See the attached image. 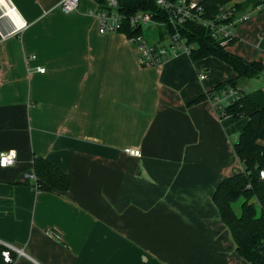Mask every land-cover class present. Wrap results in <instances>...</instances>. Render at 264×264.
<instances>
[{"label": "crops", "instance_id": "crops-1", "mask_svg": "<svg viewBox=\"0 0 264 264\" xmlns=\"http://www.w3.org/2000/svg\"><path fill=\"white\" fill-rule=\"evenodd\" d=\"M61 1L0 0V157L17 153L0 167V244L24 252L14 264H248L213 202L244 169L248 119L238 130L210 97L194 103L234 70L187 53L143 66L124 33H99L95 0L69 14ZM248 12L227 49L264 66V7ZM35 157L69 190H36Z\"/></svg>", "mask_w": 264, "mask_h": 264}, {"label": "trees", "instance_id": "trees-1", "mask_svg": "<svg viewBox=\"0 0 264 264\" xmlns=\"http://www.w3.org/2000/svg\"><path fill=\"white\" fill-rule=\"evenodd\" d=\"M121 5V10L127 14L145 10L150 12L155 20L166 19L155 0H124ZM200 6L203 9L202 17L207 21H215L222 8H232L233 15L225 21L228 24L232 23L239 13L264 7V0H202ZM166 29L173 32L171 26ZM177 30L191 46L189 55L193 62L214 57L229 65L236 74L233 79L217 85L212 92L199 97L194 103L229 88H234L240 93L239 100L226 107L220 116L233 117L235 120L248 119L233 145L244 169L220 183L213 195V202L219 210L221 220L231 232L237 253L248 264H264V180L260 177V172L264 170V92L257 90L247 94L239 87L241 80L259 78L264 66L259 61H248L228 51L227 47L235 41L234 36L222 44L223 40L214 37L211 28L194 20L184 22ZM127 31L131 35L142 32L129 29ZM160 36L163 39L162 31ZM33 167L39 191L64 193L69 190V175L47 159L35 157ZM240 199H243V202L240 212L237 213L234 204ZM8 250L7 246L0 244V264H9L5 262L3 255ZM11 256L13 259L17 258L13 251Z\"/></svg>", "mask_w": 264, "mask_h": 264}, {"label": "built area", "instance_id": "built-area-1", "mask_svg": "<svg viewBox=\"0 0 264 264\" xmlns=\"http://www.w3.org/2000/svg\"><path fill=\"white\" fill-rule=\"evenodd\" d=\"M124 0H95L96 6L89 11V15L94 18L98 24L99 33L114 34L124 33L127 40L136 46L139 53V61L143 66H161L169 58L175 57L180 53L190 54L191 46L187 44V40L182 37L177 30L178 26L188 20H194L211 28L213 36L222 39V44H225L228 39L233 37L231 26L235 23H241L251 18V13H239L232 23H225L233 15L232 8H222L221 14L215 21H207L203 19V9L200 3H193L190 0H155L159 10L164 13L166 19L155 20L150 12L145 10H137L131 14H127L121 10V3ZM81 0H62L60 9L64 14H69L79 9ZM262 7L248 9L252 11H260ZM247 11V10H246ZM171 26L173 32H168L167 27ZM142 31L140 34H130L126 30ZM150 29H160L164 33V40L151 41L145 33ZM9 33L6 36L11 35ZM40 72L44 73L45 69L41 68ZM201 80L205 79L206 73H200ZM213 104L216 106L219 115L223 114L225 108L239 100L240 93L234 88L223 90L218 94H213L211 97ZM126 152L132 156L140 157L141 154L136 150L127 149ZM17 153L7 152L0 157V167L7 168L16 164ZM261 179L264 180V170L260 172ZM35 188L39 186L37 178L34 175ZM8 251L3 253L6 263L14 264L16 259L11 256V251L17 256H22L24 252L18 248L7 246Z\"/></svg>", "mask_w": 264, "mask_h": 264}, {"label": "rangeland", "instance_id": "rangeland-1", "mask_svg": "<svg viewBox=\"0 0 264 264\" xmlns=\"http://www.w3.org/2000/svg\"><path fill=\"white\" fill-rule=\"evenodd\" d=\"M191 2H193V3H200V1L201 0H190ZM154 32V31H153ZM153 32H152V29H150V30H147L146 31V33H145V36L147 37V38H149V37H151L152 35H153ZM260 79H262L263 78V75H261L260 77H259ZM256 80H258L257 78H256ZM251 81V80H250ZM250 81L249 80H241V82H240V84H239V87H240V89L244 92V93H250V92H252V89H254L253 87H252V84H254V82L252 83H250ZM246 120H244L243 122H245ZM242 122V119H239L238 121H237V123H238V126H237V128L236 129H242V127L244 126V123H241ZM242 202H243V199H240L238 202H236L235 204H234V208H235V210L237 211V213H239L240 212V210H241V204H242Z\"/></svg>", "mask_w": 264, "mask_h": 264}]
</instances>
